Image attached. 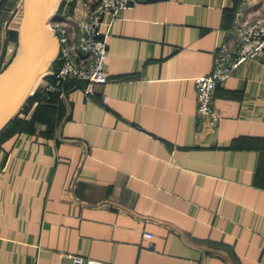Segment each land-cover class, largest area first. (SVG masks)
Returning a JSON list of instances; mask_svg holds the SVG:
<instances>
[{"label":"crops","instance_id":"obj_1","mask_svg":"<svg viewBox=\"0 0 264 264\" xmlns=\"http://www.w3.org/2000/svg\"><path fill=\"white\" fill-rule=\"evenodd\" d=\"M23 3L0 0V17ZM263 16L264 0L107 16L110 82L62 83L60 104L35 102L0 134V264H264V51L217 88V130L196 92Z\"/></svg>","mask_w":264,"mask_h":264},{"label":"built area","instance_id":"obj_2","mask_svg":"<svg viewBox=\"0 0 264 264\" xmlns=\"http://www.w3.org/2000/svg\"><path fill=\"white\" fill-rule=\"evenodd\" d=\"M148 1L152 0H102L82 20L77 31L76 23H72L74 25L70 27L59 25L53 29L60 42L62 65L56 70L51 69L41 79L43 82L37 84L33 95L40 92L42 100H49L51 93H60L62 96V89L56 82L60 85L67 81H84L89 85L108 84L110 78L106 73V64L110 36L105 31V19L107 16L115 19L122 10ZM234 36V45H223L215 53L211 72L196 79L197 117L212 131L217 130L220 123V116L214 107L217 88L225 83L238 67L255 59L264 51V16L254 22L239 24ZM4 43L5 37L0 33V73H3L4 66L10 63L8 61L14 59H7ZM48 77H51V80L47 79ZM146 238L151 239L152 235L147 234ZM72 264L109 263L76 256Z\"/></svg>","mask_w":264,"mask_h":264},{"label":"water","instance_id":"obj_3","mask_svg":"<svg viewBox=\"0 0 264 264\" xmlns=\"http://www.w3.org/2000/svg\"><path fill=\"white\" fill-rule=\"evenodd\" d=\"M62 0H24L17 55L0 75V134L34 94L39 79L60 57L51 27Z\"/></svg>","mask_w":264,"mask_h":264},{"label":"rangeland","instance_id":"obj_4","mask_svg":"<svg viewBox=\"0 0 264 264\" xmlns=\"http://www.w3.org/2000/svg\"><path fill=\"white\" fill-rule=\"evenodd\" d=\"M101 1L102 0H62L55 17V21H53L51 25L52 29H56L59 25L70 27L74 25L72 23H76L77 27L75 30L77 31L79 24L83 22L82 20L85 19L88 14L100 4ZM21 13V10H17L16 12L13 11V14L10 17L9 12L6 17L4 15L0 17V33H2L5 37L4 45L6 48L7 59L9 58L8 60L15 57L19 49V33L23 17V13ZM16 32L18 33V41H14L9 38L10 33ZM8 62L11 63L12 61ZM1 74L2 73H0V75ZM41 82H43V80H41Z\"/></svg>","mask_w":264,"mask_h":264},{"label":"trees","instance_id":"obj_5","mask_svg":"<svg viewBox=\"0 0 264 264\" xmlns=\"http://www.w3.org/2000/svg\"><path fill=\"white\" fill-rule=\"evenodd\" d=\"M9 38L14 40V41H18V33L17 32L16 33H10ZM61 65H62V58L59 57V59L56 61V63L54 64L52 69L56 70ZM47 79L51 80V77H48ZM56 84L62 89V85H60L59 82H56ZM59 99H60V93H51L49 100H42L41 99V93L37 92L35 95L31 96L27 100V102L25 103V105L23 106V108L21 109L20 112H22L26 108L32 106L35 102H38V106L44 105V104L58 105V104H60V100Z\"/></svg>","mask_w":264,"mask_h":264},{"label":"bare ground","instance_id":"obj_6","mask_svg":"<svg viewBox=\"0 0 264 264\" xmlns=\"http://www.w3.org/2000/svg\"><path fill=\"white\" fill-rule=\"evenodd\" d=\"M42 78H43V77H41V79H42ZM39 80H40V79H39ZM38 82H39V81H38ZM38 82H37V83H38Z\"/></svg>","mask_w":264,"mask_h":264}]
</instances>
